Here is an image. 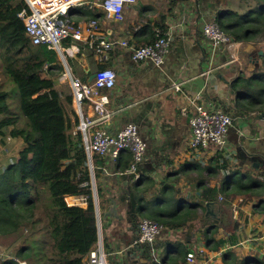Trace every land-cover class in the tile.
Segmentation results:
<instances>
[{
	"label": "crops",
	"instance_id": "0c3cea01",
	"mask_svg": "<svg viewBox=\"0 0 264 264\" xmlns=\"http://www.w3.org/2000/svg\"><path fill=\"white\" fill-rule=\"evenodd\" d=\"M102 2L84 0L71 10L70 20L75 25L93 21L102 34L109 39L126 40L129 47L112 50L100 62L88 42L73 43L68 39L63 47L74 45V54L59 59L64 73L70 70L75 77L88 82L98 68L113 69L116 85L104 93L110 99L109 109L114 116L102 127L115 135L134 124L147 147L135 179L130 175L132 161L125 172L117 167L121 157L118 161L111 156L93 158L101 162L97 166L93 162V172L96 168L100 173L98 179L93 174V192L107 264H150L151 251L164 264H190L187 255L192 251L197 253V264H229V260H224L229 253H234L238 261L257 257L264 262V214L254 212L258 199L221 192L223 181L235 168L256 174L264 172V114H241L231 91V84L239 75H250L257 69L263 45L255 38V43L236 42V49L228 50L214 47L203 34L208 22L218 24L220 12L231 9L243 14L260 0H137L125 8L122 22L108 19ZM159 26L167 28L169 37L164 64L157 67L151 60L134 61L132 49L150 44L149 30L154 31L155 37L158 32L164 34ZM256 46H260L258 50ZM64 73L54 78L55 86L70 90ZM174 84H181L182 91H175ZM201 110L224 111L232 117L226 149L190 147L189 120ZM84 113L95 117L89 105ZM21 123L23 126V118ZM10 131L11 128L6 133ZM11 140L18 143L17 152L12 149L14 160L24 143L22 139ZM8 145L12 147L0 138V150ZM225 161L226 169L218 171V164ZM13 162L0 160V168ZM204 188L216 189L217 193L203 200ZM129 189L141 195L135 200L136 207L123 193ZM64 202L87 208V200L81 202L80 197H67ZM209 202L216 203L218 225L213 218L203 221ZM194 204L199 207L193 217L185 213L169 218L161 213L186 211ZM151 213L158 214L161 233L153 244L136 246L140 222L144 218L151 220ZM203 222L210 223L204 226ZM184 223L187 226L182 227ZM209 227L217 231L216 241L221 242L216 251L207 245L205 235ZM17 241L0 236V264H29L16 256ZM36 246L41 258V242L36 241ZM202 250L205 252L199 255Z\"/></svg>",
	"mask_w": 264,
	"mask_h": 264
},
{
	"label": "trees",
	"instance_id": "16d2710c",
	"mask_svg": "<svg viewBox=\"0 0 264 264\" xmlns=\"http://www.w3.org/2000/svg\"><path fill=\"white\" fill-rule=\"evenodd\" d=\"M24 10H29L25 0H0V61L19 90L20 109L28 121L23 127L22 115L9 103L10 93L0 85V138L11 128L8 137L24 143L17 161L0 168V236L17 238L16 256L29 264H88L99 241V228L89 160L82 134L76 132L79 118L71 90L55 86L54 78L64 73L59 55L46 46L31 44L18 16ZM218 25L235 42L259 38L263 44L264 0L243 14L231 9L220 12ZM159 28L165 35L167 28ZM147 36L148 43L156 40L152 29ZM258 59L256 70L239 75L231 84L241 114H264V53ZM131 161L130 153L124 152L118 170L126 172ZM93 162L101 164L97 158ZM226 167L225 161L217 170ZM93 174L95 179L100 177L96 168ZM221 192L258 199L254 212L264 214V172L235 168L223 181ZM216 193V189L204 188L203 200ZM67 197L86 198L87 208L66 205ZM198 207L194 204L186 211L161 213L169 218L185 213L193 217ZM157 215L151 213V220L162 225ZM216 233L209 227L205 235L213 251L221 245ZM36 241L41 242V258ZM224 260L229 264H264L257 257L238 261L234 253L226 254Z\"/></svg>",
	"mask_w": 264,
	"mask_h": 264
},
{
	"label": "built area",
	"instance_id": "2783aa9c",
	"mask_svg": "<svg viewBox=\"0 0 264 264\" xmlns=\"http://www.w3.org/2000/svg\"><path fill=\"white\" fill-rule=\"evenodd\" d=\"M84 0H25L29 10H24L18 16L24 21L26 36L34 46H46L49 50L57 52L63 59L65 55L73 56L76 47L72 45L65 49L63 42H88L93 55L98 61H105L107 55L114 49L129 47L126 40H113L100 32L99 27L93 22L75 25L69 17L71 10L81 5ZM137 0H103L101 8L108 19L122 22L126 7L136 3ZM203 34L214 47H227L228 50L236 49V42L221 29L216 22H208L203 28ZM169 37L166 33L162 36L158 32L156 40L150 44L132 49V58L136 62L151 60L157 67L164 64L168 52ZM68 80L73 96V107L78 115L79 124L76 132L83 137L89 166L93 177V157L111 156L118 161L124 152L132 156L130 173H136L142 163L147 147L139 134L138 127L134 124L125 126L117 134H108L102 127L109 122L113 111L109 109L110 99L105 91L112 90L117 81V74L111 68H98L91 82L75 77L70 70L64 73ZM177 92L182 91V85L174 84ZM89 105L95 117L86 116L84 108ZM186 109L183 110V115ZM233 123L232 117L224 111L201 110L196 117L189 120L191 129L190 147L193 149L216 146L220 150L226 149L228 144L227 134ZM138 176V175H136ZM81 202L86 198L80 197ZM162 226L147 218L142 219L139 225V237L136 246L153 244L161 233ZM205 251L202 250L199 255ZM196 254L188 253L190 264H197ZM88 264H107L104 245L102 242L100 226L99 241L88 256Z\"/></svg>",
	"mask_w": 264,
	"mask_h": 264
},
{
	"label": "rangeland",
	"instance_id": "374dc122",
	"mask_svg": "<svg viewBox=\"0 0 264 264\" xmlns=\"http://www.w3.org/2000/svg\"><path fill=\"white\" fill-rule=\"evenodd\" d=\"M263 47L262 49H264V42H263ZM260 46H256V50H258ZM262 64V63H261ZM0 85L2 87H4L9 93H10V97H9V103L12 105V107L18 111L23 118V127H27L28 126V121L27 118L23 115V113L21 112L20 109V95H19V90L17 88V86L15 85V83L12 81V79L5 74V71L2 67L1 61H0ZM7 135L4 138H1L2 140H4L7 144L10 143L12 145L11 146H5L4 148H2V150H0V160L3 162L4 160H8L10 161H17V157L13 158V150L14 153L17 152L18 150V143H13L12 142V138L8 137V133H6ZM13 149V150H12ZM4 158V159H3ZM3 159V160H2Z\"/></svg>",
	"mask_w": 264,
	"mask_h": 264
},
{
	"label": "water",
	"instance_id": "95a60500",
	"mask_svg": "<svg viewBox=\"0 0 264 264\" xmlns=\"http://www.w3.org/2000/svg\"><path fill=\"white\" fill-rule=\"evenodd\" d=\"M260 55H263V52H260ZM93 78H94V76H92L91 81L93 80ZM130 175H132V178L135 179L136 175H139V170L136 173H132ZM123 193L128 195L129 199L131 200V203L136 207L135 200H136V198H139L141 195L139 193H137V192H133L130 189L129 190H124ZM215 205H216L215 202H209V203L206 204L207 211H206V213L204 215L203 221L209 220V218H213V219H215V221L213 223L215 225H218L220 223L217 221L216 214L214 213ZM209 223L210 222H205V223L203 222L204 226H207ZM190 225H192V224H190ZM148 262L150 264H164V263L160 262L157 259L156 255H155V253H153V251H151L150 254H149Z\"/></svg>",
	"mask_w": 264,
	"mask_h": 264
}]
</instances>
